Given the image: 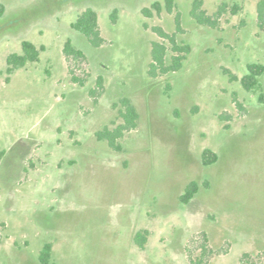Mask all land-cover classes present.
<instances>
[{
    "label": "rangeland",
    "instance_id": "374dc122",
    "mask_svg": "<svg viewBox=\"0 0 264 264\" xmlns=\"http://www.w3.org/2000/svg\"><path fill=\"white\" fill-rule=\"evenodd\" d=\"M194 1L0 0V264H43L47 242L51 264H264V102L241 83L264 64L260 0H204L210 15L228 6L215 27ZM87 7L99 47L72 27ZM156 27L190 46L179 70L149 74L154 41L167 64L178 54ZM24 40L39 60L10 74ZM125 98L139 117L117 151L97 133L122 122Z\"/></svg>",
    "mask_w": 264,
    "mask_h": 264
},
{
    "label": "trees",
    "instance_id": "16d2710c",
    "mask_svg": "<svg viewBox=\"0 0 264 264\" xmlns=\"http://www.w3.org/2000/svg\"><path fill=\"white\" fill-rule=\"evenodd\" d=\"M204 0H195L192 4L191 14L201 24L215 27L218 24L221 16L228 10L226 3L219 6L216 13L210 15L205 9H203ZM166 9L168 12H174V0H165ZM239 4L233 5V13H238L241 10ZM153 10L160 12L162 5L159 1H155L151 8H144L143 14L146 17L153 16ZM5 6L0 3V16L3 15ZM258 22L260 27H264V0L258 2ZM115 10L112 14L113 20L116 21ZM175 21L180 26L179 14L176 15ZM72 27L81 32L88 41L94 46H101L105 39L101 34L99 25L98 12L92 8L87 7L83 10L75 22L72 23ZM159 35L166 38L172 44L173 50L178 52L172 56V62L166 63V56L168 53L165 44L154 41L152 44V61L150 63L149 74L156 75V70H160L162 73L179 70L183 65V60L186 58V54L190 52V46L188 44L180 45L176 41L175 34H170L164 31L161 27H156ZM23 52L22 53H11L7 57L8 73L12 74L15 70L25 67L28 63L37 62L40 57V49L35 43L30 40H24L22 42ZM65 52L70 57L81 58L84 57V52L81 48L73 44L71 39H68L65 44ZM228 70V69H227ZM235 78V76H234ZM264 64L263 63H250L248 64V72L241 78V83L244 88L253 93L259 92V101L264 102ZM122 106L119 109V118L122 119L121 123H118L114 127L106 125L103 129L98 131L97 135L100 140L108 142L110 147L114 150L121 151L122 146L120 140L124 137L125 132L136 128L139 114L134 104L131 103L130 99L125 98L122 100ZM217 154L211 149H206L203 153V160L206 165L212 164L216 161ZM200 190V184L197 181L190 182L185 188L184 192L180 196L181 202L189 203ZM137 239L144 241L143 233L137 235ZM204 253L207 252V245L204 243ZM210 251V249H209ZM40 261L43 264H51L52 261V243L47 242L40 252Z\"/></svg>",
    "mask_w": 264,
    "mask_h": 264
}]
</instances>
